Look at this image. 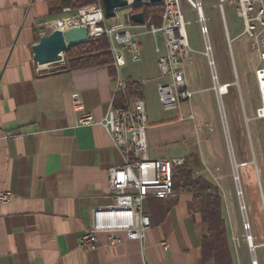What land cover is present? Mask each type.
<instances>
[{"label":"crops","instance_id":"crops-1","mask_svg":"<svg viewBox=\"0 0 264 264\" xmlns=\"http://www.w3.org/2000/svg\"><path fill=\"white\" fill-rule=\"evenodd\" d=\"M66 7L61 0H0V192L11 193L7 202H0V264H215L202 259L207 226L189 191L147 198L143 209L151 227L140 240L117 232L122 241L111 244L109 234L100 232L97 248L79 245L93 210L114 203L108 171L122 165L123 156L102 121L114 101L116 74L122 75L116 69L111 75L108 65L69 70L65 57L54 64L35 62L32 46L50 32L47 24L75 12ZM132 9L119 12L134 25L130 31L138 40L145 32L131 15L141 11ZM159 48L156 88L164 43ZM122 78L139 81L131 75ZM141 90L142 84L140 98ZM75 93L83 110L73 107ZM83 113L94 122L80 124ZM214 176L207 179L218 187L216 180L223 175ZM220 195L233 264H264V228L250 231V249L247 236L240 233L235 197L226 204Z\"/></svg>","mask_w":264,"mask_h":264},{"label":"rangeland","instance_id":"rangeland-1","mask_svg":"<svg viewBox=\"0 0 264 264\" xmlns=\"http://www.w3.org/2000/svg\"><path fill=\"white\" fill-rule=\"evenodd\" d=\"M218 1L203 0V4L219 82L229 85L221 98L216 94L207 58L202 53L204 39L196 12L186 5V30L192 53L185 71L188 88L195 92L190 102H183L180 109L166 110L159 101L153 77L157 75L155 45L163 47L160 33L156 40L150 33L140 35V60L134 62L127 57L126 65L119 71L122 77L131 75L142 84L140 95L149 123L150 157L190 156L188 164L194 169V176L212 179L214 175H223L216 183L226 204L235 197L240 233L247 236L251 230L264 228V119L256 118L260 100L254 73L258 57L250 49L248 36L242 33L244 24L235 6L223 3L222 17ZM119 16L124 17L123 11ZM180 112L191 113L194 118L181 121ZM229 215L234 224V210ZM245 221L250 224L249 230Z\"/></svg>","mask_w":264,"mask_h":264},{"label":"built area","instance_id":"built-area-1","mask_svg":"<svg viewBox=\"0 0 264 264\" xmlns=\"http://www.w3.org/2000/svg\"><path fill=\"white\" fill-rule=\"evenodd\" d=\"M235 6L237 14L242 18L244 28L242 33L249 38L250 49L257 54V65L254 69L260 105L256 109V118L264 119V0H220L218 6L223 17V3ZM145 5L160 8L156 14L149 15L141 27L145 33H150L156 40L161 34L164 51L158 58L160 81L157 83L158 98L166 110L180 109L183 102H190L195 92L188 88L185 64L190 62L192 49L187 35L185 20V5L196 12L199 30L204 39V51L207 64L211 70V80L214 83L219 98L225 93L220 92L218 74L212 56V48L208 38V27L204 15L202 0H161L160 4L152 5L148 1ZM134 3L128 0V7ZM70 11L69 7L65 8ZM130 11L127 12L129 16ZM161 19L155 24L153 17ZM224 19V18H223ZM85 25L88 27V38L106 35L110 42V52L113 55V67L119 72L127 63L140 59V44L136 34L130 31L134 25L129 20L119 16L116 10L114 21L107 23L102 4H93L78 8L71 15L56 22L47 24V29L63 30L70 26ZM155 50L160 52L156 46ZM126 81L116 74L115 95L126 88ZM225 86H229L225 84ZM75 110H83V101L75 93L72 95ZM193 114L179 113V120L193 119ZM94 122L89 113L81 114L80 124ZM102 125L109 134L114 146L118 147L123 156V164L113 166L108 171V184L114 203L105 208H96L92 213V221L88 230L81 235L79 245L88 250L97 248V234L107 232L109 242L117 244L122 239L115 235L124 232L126 237L133 240L142 239L151 227L150 216L144 211L143 204L147 198L165 199L175 196L173 189V174L175 169L184 163L183 157L151 158L148 150V119L144 100L137 97L126 107L111 104L107 110ZM235 180L239 177L234 175ZM241 191L238 190V195ZM10 192H0V202H7ZM241 208H244L242 205ZM247 230L248 221L244 222ZM249 247L253 249L251 237L248 234ZM256 260L252 264H256Z\"/></svg>","mask_w":264,"mask_h":264},{"label":"trees","instance_id":"trees-1","mask_svg":"<svg viewBox=\"0 0 264 264\" xmlns=\"http://www.w3.org/2000/svg\"><path fill=\"white\" fill-rule=\"evenodd\" d=\"M61 2L63 6L76 11L80 7L99 4L101 0H61ZM132 10L141 11L146 20L149 15L158 13L160 8L138 3L133 4ZM153 21L157 25L161 23L158 15L153 17ZM64 57L69 70L108 65L111 75L115 74V68L112 66L113 55L106 35L89 37L81 44L68 47L64 51ZM139 89L140 82L129 78L126 88L115 95L114 105L126 107L130 99L138 95ZM189 160L190 156L184 158V163L175 169L173 189L175 192L189 191L197 200L201 221L207 226V234L203 236L201 245L202 259L213 260L215 264H233L219 188L204 177L194 176L188 164Z\"/></svg>","mask_w":264,"mask_h":264},{"label":"water","instance_id":"water-1","mask_svg":"<svg viewBox=\"0 0 264 264\" xmlns=\"http://www.w3.org/2000/svg\"><path fill=\"white\" fill-rule=\"evenodd\" d=\"M134 4L148 1L152 5L160 4L161 0H132ZM106 18H112L117 9L127 7L128 0H101ZM135 24H143L142 12L131 15ZM88 39V27L85 25L70 26L63 30L54 29L47 34L40 36L39 41L32 46V53L35 62L42 66L58 63L63 59V52L68 47L81 44Z\"/></svg>","mask_w":264,"mask_h":264},{"label":"bare ground","instance_id":"bare-ground-1","mask_svg":"<svg viewBox=\"0 0 264 264\" xmlns=\"http://www.w3.org/2000/svg\"><path fill=\"white\" fill-rule=\"evenodd\" d=\"M218 88L220 89V92H223V93H225L228 89V87L225 86V84H220Z\"/></svg>","mask_w":264,"mask_h":264}]
</instances>
